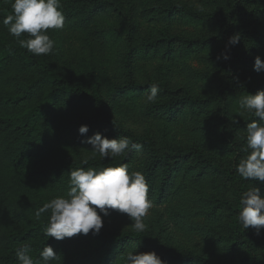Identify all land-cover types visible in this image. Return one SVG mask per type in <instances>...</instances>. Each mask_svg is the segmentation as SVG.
Wrapping results in <instances>:
<instances>
[{
	"label": "rangeland",
	"instance_id": "1",
	"mask_svg": "<svg viewBox=\"0 0 264 264\" xmlns=\"http://www.w3.org/2000/svg\"><path fill=\"white\" fill-rule=\"evenodd\" d=\"M122 1L132 4L130 13L137 26L134 41L137 54L132 67L134 83L138 87L113 91V88L128 89L132 81L126 69L125 21L109 9L98 12L89 28L49 30L48 34L55 41L53 54L58 67H70L75 82L87 92L103 97L114 118L125 128L137 135L152 137L161 148H199L225 165H230L236 157H246L248 153L242 151L246 147L245 127L255 117L253 113L239 109V101L247 94L264 90V71H253L255 56L264 60V0H249L246 6L252 39L244 48L252 62L239 65L238 77L248 80L251 92L233 97L227 115L219 106L218 80L222 73L217 57L224 44L219 37V21L230 8L228 0ZM173 8L176 10L172 13L166 12ZM166 37L180 38L182 42L173 43L168 55L166 48H148ZM207 40H210L209 44L202 46L201 42ZM185 42L193 44L186 45ZM151 84L160 88L154 103L146 102L144 98ZM167 89L180 92L182 99L189 94L197 102L186 101L167 115L163 107L166 102L163 91ZM237 112L242 115L236 117ZM96 113L94 107H88L81 116L89 120ZM233 117L240 120L239 126L233 125ZM103 135L110 139L123 138L111 131ZM124 154L107 161L120 159ZM85 159L88 163L103 160L91 151V145L86 144L83 148L53 150L47 164L59 166ZM147 163L146 155L135 150L128 165L130 170L140 171L146 177ZM192 165L183 167L182 174L162 203L152 200V208L144 221L147 230L142 233L149 234L160 246L174 253L208 256L212 264H247L244 250L234 247L228 240L230 208L234 202L230 184L217 177L214 184H196L192 173L185 174ZM159 177L162 178V174ZM256 187L264 194V183L258 181ZM39 197L44 203L55 198L46 192ZM109 211L110 215L103 217L101 230L112 234L136 232L127 214ZM257 236L264 260V228ZM135 251L144 252L140 244L128 243L114 253L110 264H126L127 254Z\"/></svg>",
	"mask_w": 264,
	"mask_h": 264
},
{
	"label": "trees",
	"instance_id": "2",
	"mask_svg": "<svg viewBox=\"0 0 264 264\" xmlns=\"http://www.w3.org/2000/svg\"><path fill=\"white\" fill-rule=\"evenodd\" d=\"M249 0H228L230 8L220 19L219 37L224 44L221 53L227 52L229 60L221 61V76L218 80L219 106L227 115L233 97L251 92L247 79H239V65L252 62L244 48L252 39L248 30L246 6ZM14 0H0V264H19L16 250L30 246L34 260L39 258L45 245L58 254L52 264H110L114 253L130 242L138 243L144 252L155 251L166 264H212L210 257L193 253H174L160 246L149 234L127 232L112 234L100 230L98 235L90 231L57 241L45 235L50 213L39 218L35 212L44 204L39 195L43 192L54 197L66 195L69 189V172L79 167L97 169L127 163L136 149L126 152L114 161L99 160L83 165L82 162L48 165L53 150L59 148H83L87 137L94 133L113 132L115 136L128 137L147 157L146 179L150 185L149 197L162 203L183 172V167L192 163L185 174L192 173L196 184L217 182L216 177L226 180L232 189L231 222L228 240L234 247H241L247 264H264L261 256V241L255 229L245 230L239 222V199L244 191L258 181H245L235 167L242 159L236 157L230 165L220 163L199 148H161L147 135L140 136L114 118L108 102L97 94L79 86L70 67L59 68L53 52L49 55H33L22 48L18 40L9 34L3 19L12 14ZM65 15L64 28L79 31L89 28L92 19L102 10L109 9L123 17L126 27V69L130 86L113 88L127 91L137 88L133 78V59L137 54L135 34L137 26L131 12L132 4L122 0H61ZM175 8L166 10L172 13ZM239 35L236 45L229 38ZM22 39L27 38L23 34ZM180 38L166 37L150 44V49L172 51L173 43ZM210 40L201 42L202 46ZM192 45V42H185ZM141 89V88H139ZM164 90V113L171 115L186 101L197 102L186 94ZM184 101V102H183ZM94 107L97 111L91 119H82L84 110ZM80 118V119H79ZM81 125H88L86 136L78 133ZM189 170V171H188ZM162 174V178L159 175ZM186 175H184V178Z\"/></svg>",
	"mask_w": 264,
	"mask_h": 264
},
{
	"label": "clouds",
	"instance_id": "3",
	"mask_svg": "<svg viewBox=\"0 0 264 264\" xmlns=\"http://www.w3.org/2000/svg\"><path fill=\"white\" fill-rule=\"evenodd\" d=\"M12 14L3 19L9 34L15 37L22 48L33 55H49L53 52L55 41L49 30H60L64 27L65 15L61 0H14L11 4ZM27 34L26 39L22 35ZM239 35L229 38L230 45L239 42ZM229 60L227 52L221 53L219 59ZM253 71H264V60L257 55L254 58ZM160 92L157 84H151L145 95L146 102L154 103ZM239 109L253 113L255 119L246 123V147L248 153L235 167V172L245 181L264 183V90L256 94H247L239 101ZM242 112H237L240 117ZM258 118V119H257ZM234 126L240 120L233 117ZM88 125H81L78 133L86 136ZM83 143L91 145V151L99 154L103 160H111L132 149L137 151L140 145L133 144L128 137L108 138L100 132L87 137ZM83 165L88 160L82 161ZM150 185L140 171H132L127 163L103 168L79 167L69 172V189L66 195L57 196L44 203L36 212V217L50 213L45 235L57 241L71 238L77 234L87 235L90 231L98 235L103 227V217L110 215L109 210L127 214L136 232H145L144 222L152 200L149 197ZM238 219L242 227H250L259 234L264 228V194L260 188L252 187L244 191L239 199ZM19 264H52L59 256L54 249L45 245L39 258L34 260L30 246L25 245L16 250ZM126 264H166L155 252H129Z\"/></svg>",
	"mask_w": 264,
	"mask_h": 264
}]
</instances>
